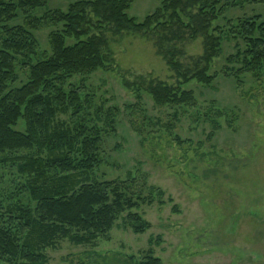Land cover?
<instances>
[{
  "label": "rangeland",
  "instance_id": "1",
  "mask_svg": "<svg viewBox=\"0 0 264 264\" xmlns=\"http://www.w3.org/2000/svg\"><path fill=\"white\" fill-rule=\"evenodd\" d=\"M76 1L80 0H48L33 15L64 11ZM232 1L220 0V4ZM158 5L156 0H133L128 14L142 21ZM256 15L264 21V4L244 2L226 6L213 22L218 28L213 33L224 35L219 54L210 63L209 73L216 78L209 86L195 80L179 83L182 79L157 53L152 31L106 32L105 67L73 75L65 84L66 90L72 85L83 88L84 106L91 105L83 115L103 130L101 164L94 175L100 180H145L164 191V203L133 209L150 224L144 233L126 227L124 213L94 244L62 240L57 248L46 249V264H138L150 255L160 258L161 264H264V68L237 77L233 74L241 64L227 61L246 46L241 37L228 32L229 25ZM23 20L20 14L13 24ZM55 29L48 23L32 30L38 44L33 62L52 53L50 33ZM176 47L182 54L174 61L183 70H194L204 50L202 37ZM22 63L18 56V79L12 87L28 81L29 68ZM139 76L191 90L195 103L157 105L135 85ZM98 109L101 121L96 118ZM114 109L118 112L109 127ZM70 117L71 113L59 115L67 122ZM15 129L24 132L25 121L19 120ZM8 155L0 151V190L17 191L24 179L10 162L2 161Z\"/></svg>",
  "mask_w": 264,
  "mask_h": 264
},
{
  "label": "trees",
  "instance_id": "2",
  "mask_svg": "<svg viewBox=\"0 0 264 264\" xmlns=\"http://www.w3.org/2000/svg\"><path fill=\"white\" fill-rule=\"evenodd\" d=\"M47 1L0 0V151L11 154L2 161L10 162L24 179L17 191L0 190V263L46 264V249L57 248L62 240L94 244L124 213V225L142 234L150 224L133 209L155 201L164 203V191L145 180H100L94 175L101 164L103 130L83 115L85 108L91 107L89 103L85 107L81 99L83 88L72 85L66 90L65 84L73 75L105 67L106 32L120 35L152 31L157 53L182 79L179 83L195 80L209 86L216 78L209 73L210 63L218 56L224 35L213 33L218 29L213 28V22L226 6L264 4V0H234L226 6L220 0H156L158 7L137 21L128 14L133 0H80L64 11L33 15ZM20 14L24 15L23 22L13 24ZM48 23L56 28L50 33L52 53L33 62L38 44L32 30ZM228 29L246 44L243 51L227 58L229 63L241 64L232 74L238 77L264 68L262 17L244 18ZM198 37L203 39V54L195 60L194 70H183V65L174 61L182 54L176 45ZM18 56L29 68V77L21 86L12 87L18 79ZM137 79V88L145 90L157 105L195 103L191 90L154 78ZM117 112H110L109 127ZM68 113L69 122L59 118ZM96 118L102 120L99 109ZM21 119L25 121L24 132L15 129ZM21 150L32 152L18 154ZM21 195L28 200H22ZM138 264H161V260L150 255Z\"/></svg>",
  "mask_w": 264,
  "mask_h": 264
}]
</instances>
